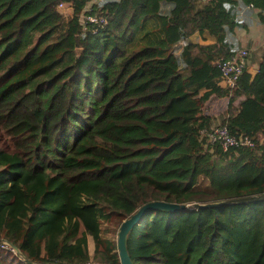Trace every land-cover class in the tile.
Listing matches in <instances>:
<instances>
[{
  "label": "trees",
  "instance_id": "obj_1",
  "mask_svg": "<svg viewBox=\"0 0 264 264\" xmlns=\"http://www.w3.org/2000/svg\"><path fill=\"white\" fill-rule=\"evenodd\" d=\"M89 1L0 0V238L20 264H121L109 231L147 201L264 194V52L232 89L215 64L238 50L236 14L264 22V0H98L95 32L80 26ZM211 94L254 146L209 149ZM126 246L133 264H264V199L149 210Z\"/></svg>",
  "mask_w": 264,
  "mask_h": 264
},
{
  "label": "built area",
  "instance_id": "obj_2",
  "mask_svg": "<svg viewBox=\"0 0 264 264\" xmlns=\"http://www.w3.org/2000/svg\"><path fill=\"white\" fill-rule=\"evenodd\" d=\"M98 0H91L84 6L80 15V26L82 30L92 28L95 32L98 30V26L103 27L106 23V17L103 14H98L93 11V4ZM58 8L63 9L64 13L71 11V6L67 5L64 1L58 3ZM248 55L246 48L238 49L234 54L228 58L220 57L215 60V64L219 67L221 78L220 85L225 88L232 89L237 85V82L244 71L245 60ZM200 138L204 140L206 145H210V150H213L214 146H219L223 150H227L231 147L239 146H254L255 141L244 134L234 135L231 134L224 123L212 124L209 128H204L200 131ZM0 250H9L16 253L15 250L5 240H0ZM84 264H102L100 261L90 260Z\"/></svg>",
  "mask_w": 264,
  "mask_h": 264
},
{
  "label": "crops",
  "instance_id": "obj_3",
  "mask_svg": "<svg viewBox=\"0 0 264 264\" xmlns=\"http://www.w3.org/2000/svg\"><path fill=\"white\" fill-rule=\"evenodd\" d=\"M204 0H196V4L203 3ZM233 9L237 11V7L233 6ZM236 19L241 21V24L235 27L234 30V39L235 46L237 49L246 48L248 51V55L245 60V69L248 71H252L257 68L261 57L264 52V22L260 20L258 11L249 10L244 11L241 9L236 14ZM243 21L246 26L243 25ZM189 40L192 42H211V38H203V35L198 31L193 32L189 35ZM228 106V96H218L216 94H211L209 97L202 103L201 110L202 113L209 116H214L216 119L212 124H219L220 120L218 115L222 113ZM262 140H264V134L261 135ZM87 246L90 253H92L94 249V241L91 237L89 231H87ZM5 251L9 250H1L3 253V261L4 264H20L21 262L16 257H8V254H5ZM11 253H13L11 251ZM21 260V258H20Z\"/></svg>",
  "mask_w": 264,
  "mask_h": 264
},
{
  "label": "water",
  "instance_id": "obj_4",
  "mask_svg": "<svg viewBox=\"0 0 264 264\" xmlns=\"http://www.w3.org/2000/svg\"><path fill=\"white\" fill-rule=\"evenodd\" d=\"M80 48H77V51L80 52ZM257 71V68L253 69L252 75H254ZM257 199H264V194H256L250 196H243L237 198H229V199H222L216 201H209V202H192V203H180V202H173L167 200H150L143 204H141L134 212H132L129 216L122 219L116 237V247L117 253L119 257V262L121 264H133L128 250L126 246V237L130 229L141 220L143 214L152 209H161L167 211H179V210H186L190 208H200V207H212L224 204H230L235 202H245V201H252ZM0 240H2L0 238ZM8 244L15 250V252L26 261L31 262L28 257L18 249V247L10 241H7ZM40 264V263H37Z\"/></svg>",
  "mask_w": 264,
  "mask_h": 264
},
{
  "label": "rangeland",
  "instance_id": "obj_5",
  "mask_svg": "<svg viewBox=\"0 0 264 264\" xmlns=\"http://www.w3.org/2000/svg\"><path fill=\"white\" fill-rule=\"evenodd\" d=\"M63 11V9H61ZM0 146L5 148V149H9L11 147V140L10 138H6L5 136H3V133L0 129ZM111 221H108L107 223H110ZM117 233L115 231H113V227H111V231H109V237L110 239L115 242L116 244V235ZM117 250V249H116ZM8 257H16L20 262V257L16 256L15 253H11Z\"/></svg>",
  "mask_w": 264,
  "mask_h": 264
}]
</instances>
